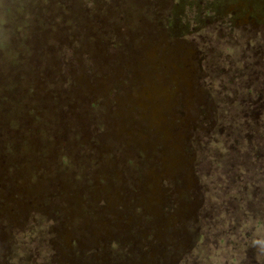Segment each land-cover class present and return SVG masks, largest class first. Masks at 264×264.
Returning a JSON list of instances; mask_svg holds the SVG:
<instances>
[{
	"label": "rangeland",
	"instance_id": "1",
	"mask_svg": "<svg viewBox=\"0 0 264 264\" xmlns=\"http://www.w3.org/2000/svg\"><path fill=\"white\" fill-rule=\"evenodd\" d=\"M79 1L81 22L68 12L73 0H0V264L79 258L64 249V242L75 248L77 232L58 240L52 217L66 193L74 196L84 180L91 185L97 170L89 168L79 135L90 142L105 133L116 137V130L106 132L116 113L129 119L142 111L138 106L145 109L141 94L133 92L132 102L123 94H132L134 64L125 61L133 53L148 54V68L155 64L205 96L180 115L197 154L190 201L203 205L182 223L204 219L203 237L191 249L187 231L174 233L177 250L193 251L185 264H256L264 253V0ZM122 10L131 14L117 26ZM176 89L169 90L174 104L183 99ZM130 133L117 129L119 140ZM156 198L145 196L141 228L178 231L180 201L169 210L168 197ZM98 199L78 213L65 209V216L73 215L74 226L111 223L104 213L111 198ZM92 253L81 254L89 261Z\"/></svg>",
	"mask_w": 264,
	"mask_h": 264
},
{
	"label": "flooded vegetation",
	"instance_id": "2",
	"mask_svg": "<svg viewBox=\"0 0 264 264\" xmlns=\"http://www.w3.org/2000/svg\"><path fill=\"white\" fill-rule=\"evenodd\" d=\"M147 55L133 53L134 68L129 70L130 85L128 87L132 94L126 90L123 92L124 97L130 99V102L134 100V93L141 94L145 98L143 101L145 103H142L145 105V109L142 105L138 106L137 111L141 109L142 111L137 114L134 111L133 115L128 114L129 119H126V116L121 113L120 116L116 113L115 118L110 120L112 125L106 130V132L116 130V137L105 133V136L90 142L88 134L79 135V143L83 146L82 150L88 152L85 157L89 168L92 170L97 167V170L94 172V177L88 178L90 180L92 178L91 185L88 180H84L78 187L80 191L76 190L77 193L74 196L66 193L65 198L58 203V215L52 217L57 222V227L53 228L54 232H57L58 240H61L60 238L67 232H77L75 248H67L69 246L64 242L65 252L70 253L69 258L76 255L79 257L78 259L75 257L72 261L67 256L68 263L71 261L73 264H185L193 255L192 250L187 251L188 247L191 249L203 237L199 226L204 223V219H200L199 225L198 220L195 224L182 223L183 219L189 217L190 222L193 221L198 215L197 212L202 211L203 205L202 202L190 201V196L193 194L191 189L197 185L193 166L194 156L197 154L192 151L190 137L185 132L184 124L187 123L182 119L185 115L183 114L182 118L180 115L182 109L187 112L188 106L193 108L191 103L194 99L202 104L200 102L205 100V96L201 95V97L190 92L187 83H180L181 78L180 80L176 77H173L172 80L168 79V71L161 70V73H158V70L154 69L155 64L152 69L148 68L146 62L148 65L151 62ZM186 78L187 82L191 78L188 73ZM176 86L181 87L176 89ZM170 89H176L177 96H182L181 102L173 103L176 98L174 94H170L174 93L169 91ZM185 89L189 92L185 93ZM185 102L186 107H184ZM174 112H179L177 118L173 117ZM135 116L138 117L135 121L137 126L134 124ZM77 125L78 123L75 127ZM125 126L131 129V135L124 141L119 140L117 129ZM126 171H128V175L125 174ZM134 174L138 179L133 177ZM82 177L84 178L85 175L83 174ZM106 184L114 185L106 188ZM35 187L45 189L42 186ZM145 196L147 198L157 197L158 201L168 197L169 200L163 205L169 210L174 209L175 203L180 201L178 211L180 215H175L176 219L181 221L178 231L174 230L169 234L165 230H158L150 226L141 228L143 220L138 217L139 213L143 214L146 205ZM97 197H99L98 201L111 198L112 205L107 206L109 211L104 212L110 216L111 223H101L99 220L87 222L85 220V223L74 226L69 222L70 219L74 220V217L69 213L68 216H65L67 211H71L72 207H75V211L78 213L82 206L92 207V203H98ZM27 198L24 199L27 200ZM83 198L86 200L83 201ZM4 200L11 204L16 202L10 196L4 197ZM101 207L105 208L103 205ZM65 209L67 211H64ZM101 210L103 212V209ZM162 211L168 216L167 212H164L166 210L162 209ZM90 213L96 214L97 212ZM118 214H120L119 218H117ZM63 215L64 221L67 220L68 223L67 221L63 222ZM122 216H125V219ZM121 227H125L127 230L121 229ZM186 231L189 233L190 245L184 250H177L175 239ZM62 240L66 241L65 238ZM83 250L93 252L90 256L91 260L83 259L84 256L81 254ZM262 250L263 248L260 249V251ZM263 254L261 253L259 258L257 257L256 264H261L264 259Z\"/></svg>",
	"mask_w": 264,
	"mask_h": 264
},
{
	"label": "trees",
	"instance_id": "3",
	"mask_svg": "<svg viewBox=\"0 0 264 264\" xmlns=\"http://www.w3.org/2000/svg\"><path fill=\"white\" fill-rule=\"evenodd\" d=\"M140 1H142V0H140ZM149 0H147V2H148ZM73 2H75V4H72L73 5V8H72V10L70 9H68V12L69 13H71V11H74V19L76 18V19H79V22H81V18H82V5H80V4H82L83 2H81V1H74L73 0ZM160 2H161V0H160ZM148 3H150V1L148 2ZM147 3V4H148ZM146 5V4H145ZM122 12V14L121 13H119V14H117V15H115L116 17H119L118 19H117V21L115 22V25H117V26H119L121 23V20L122 21H125L129 16H124V15H130L131 14V12H129V11H127V12H125L124 10H122L121 11ZM123 15V16H122ZM120 16H122V17H120ZM72 17V16H71ZM73 18V17H72ZM84 19V18H83ZM82 19V20H83ZM98 19V16L96 17V20ZM70 20H71V18H70ZM93 20L94 21H96L95 20V18H93ZM97 24H100V21H97L96 22ZM129 60H126L125 62H126V64H127V62H128V64H127V66H130V64H134V61H133V56H131L130 58H128ZM58 119V118H57Z\"/></svg>",
	"mask_w": 264,
	"mask_h": 264
}]
</instances>
